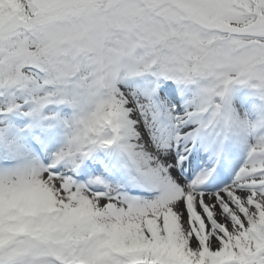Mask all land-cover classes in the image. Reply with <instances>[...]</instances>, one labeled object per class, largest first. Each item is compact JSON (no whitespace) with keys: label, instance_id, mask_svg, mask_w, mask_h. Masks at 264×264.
Returning <instances> with one entry per match:
<instances>
[{"label":"snow or ice","instance_id":"1","mask_svg":"<svg viewBox=\"0 0 264 264\" xmlns=\"http://www.w3.org/2000/svg\"><path fill=\"white\" fill-rule=\"evenodd\" d=\"M237 83L264 99V0H0V264H264Z\"/></svg>","mask_w":264,"mask_h":264},{"label":"rangeland","instance_id":"2","mask_svg":"<svg viewBox=\"0 0 264 264\" xmlns=\"http://www.w3.org/2000/svg\"><path fill=\"white\" fill-rule=\"evenodd\" d=\"M243 86H249V87H251V88H253V91L254 92H256V93H258L257 92V90L252 86V84H240V83H237V84H234L233 86H232V88H237V89H241ZM173 87H175V85H173ZM244 89H247V87L246 88H244ZM238 91V93H241V91L242 90H237ZM252 92V91H251ZM231 93V92H230ZM259 94V93H258ZM177 95H178V97H179V92L177 93ZM182 102H183V100H182ZM52 110H54V111H52ZM52 111V112H51ZM55 111H62V112H60V115L62 116V117H65V118H67L68 116H70L71 115V113H72V109L71 108H69V107H67V106H61V107H59V108H53V107H51V108H49L48 109V112L49 113H56ZM65 113V114H64ZM51 123H53L54 124V122L55 121H50ZM53 128L54 129H56V128H59L60 129V131H61V136H62V141H63V139H64V129H63V127H61V126H59V125H57L56 123L53 125ZM236 141V137H232L228 142H230V143H234Z\"/></svg>","mask_w":264,"mask_h":264},{"label":"clouds","instance_id":"3","mask_svg":"<svg viewBox=\"0 0 264 264\" xmlns=\"http://www.w3.org/2000/svg\"><path fill=\"white\" fill-rule=\"evenodd\" d=\"M230 96V95H229ZM227 103L229 104V97H228V100H227ZM88 113H91L92 117L94 118L95 117V109L94 108H88L86 110Z\"/></svg>","mask_w":264,"mask_h":264},{"label":"bare ground","instance_id":"4","mask_svg":"<svg viewBox=\"0 0 264 264\" xmlns=\"http://www.w3.org/2000/svg\"><path fill=\"white\" fill-rule=\"evenodd\" d=\"M87 161V163H90L91 162V160H86Z\"/></svg>","mask_w":264,"mask_h":264}]
</instances>
